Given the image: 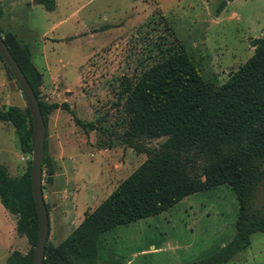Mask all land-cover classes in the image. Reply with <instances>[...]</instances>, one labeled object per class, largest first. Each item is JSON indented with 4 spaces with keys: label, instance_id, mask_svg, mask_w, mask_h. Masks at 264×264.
Returning <instances> with one entry per match:
<instances>
[{
    "label": "rangeland",
    "instance_id": "rangeland-1",
    "mask_svg": "<svg viewBox=\"0 0 264 264\" xmlns=\"http://www.w3.org/2000/svg\"><path fill=\"white\" fill-rule=\"evenodd\" d=\"M220 1L55 0L52 11L36 0L4 1L1 30L15 29L30 45L42 76L40 99L59 104L45 109V153L57 161L54 174L59 171L50 181L42 172L50 243L62 241L86 210L146 159L119 138L130 118L122 105L125 86L179 42L203 78L219 85L252 54V41L264 37V0H232L219 9ZM8 75L0 61V107L8 101ZM75 116L94 121L95 128L85 133ZM165 139L136 143L156 149ZM30 158L20 151L13 126L0 121V164L18 176ZM182 159L196 176L206 160L193 153ZM250 200L253 211L264 214V161ZM237 207L227 184L190 194L165 211L102 234L97 264H189L231 239ZM29 248L15 231V217L0 209V264L12 250ZM224 264H264V232L252 233L249 247Z\"/></svg>",
    "mask_w": 264,
    "mask_h": 264
},
{
    "label": "trees",
    "instance_id": "trees-1",
    "mask_svg": "<svg viewBox=\"0 0 264 264\" xmlns=\"http://www.w3.org/2000/svg\"><path fill=\"white\" fill-rule=\"evenodd\" d=\"M229 1L221 0L219 9ZM36 3L48 11L56 4L55 0ZM0 34L34 89L45 122V109L59 104L46 105L40 99L42 76L32 60L30 45L12 31L0 28ZM252 43V54L219 85L203 78L193 56L179 42L133 85L125 86L122 105L130 118L119 138L146 153V159L92 210H86L62 241L53 245L47 237L43 264H97L100 238L106 231L156 215L190 194L222 184H227L237 199L234 234L212 253L189 264H224L249 247L252 233L264 232V214L253 211L250 200L260 177V162L264 161V37ZM0 61L8 69L1 56ZM62 105L68 108L66 103ZM74 120L85 133L95 128L94 121L77 116ZM0 121L13 126L20 151L30 154L32 119L28 108L4 105L0 107ZM157 137L166 139L156 149L136 143ZM226 145L232 147L229 153L223 152ZM45 149L46 139L43 168L44 178L50 181L53 160ZM191 153L206 159L198 176L191 174L182 159ZM30 164L29 159L26 170L18 176L10 175L0 164V203L15 217L16 233L30 245L26 252L12 250L6 264H34L38 217Z\"/></svg>",
    "mask_w": 264,
    "mask_h": 264
},
{
    "label": "water",
    "instance_id": "water-1",
    "mask_svg": "<svg viewBox=\"0 0 264 264\" xmlns=\"http://www.w3.org/2000/svg\"><path fill=\"white\" fill-rule=\"evenodd\" d=\"M0 56L8 67V84L5 86L8 101L6 106L27 107L32 119L30 178L32 194L38 217V236L33 247V263L43 264L44 249L49 232V215L43 197L42 172L46 125L39 100L18 62L0 34Z\"/></svg>",
    "mask_w": 264,
    "mask_h": 264
},
{
    "label": "crops",
    "instance_id": "crops-1",
    "mask_svg": "<svg viewBox=\"0 0 264 264\" xmlns=\"http://www.w3.org/2000/svg\"><path fill=\"white\" fill-rule=\"evenodd\" d=\"M4 1H5V0H0V7L2 6V8H3V5L5 4ZM33 2H34V0H33ZM36 4H37V3H36ZM3 10H4V8H3ZM4 18H5L4 16H1V17H0V23L2 22L1 20H3ZM13 18H14V16H13ZM54 25H56V24H54ZM51 27H52V26H51ZM12 31H13L14 33H17L15 29H12ZM52 160H53V163H54V164L57 162L56 159H55V157H52ZM58 174H59V171L56 172V173L54 174V178H55V176H57ZM0 209L2 210V212H3L4 214H6L7 211L4 209V207H3L1 204H0ZM7 213H8V212H7ZM80 221H81V220H80ZM80 221H79V222H80ZM79 222H78L75 226H77V225L79 224ZM75 226H74V227H75ZM74 227H73V228H74ZM73 228H72V229H73ZM72 229H71V230H72ZM71 230H70V231H71ZM68 234H69V233H68ZM68 234H67V235H68ZM64 238H65V237H64Z\"/></svg>",
    "mask_w": 264,
    "mask_h": 264
}]
</instances>
